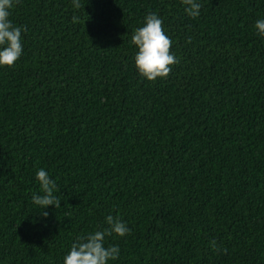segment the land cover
Here are the masks:
<instances>
[{
  "label": "trees",
  "instance_id": "trees-1",
  "mask_svg": "<svg viewBox=\"0 0 264 264\" xmlns=\"http://www.w3.org/2000/svg\"><path fill=\"white\" fill-rule=\"evenodd\" d=\"M79 2L10 10L27 31L0 67V264H64L109 215L131 229L106 237L109 264H264V0H198L195 19L182 0ZM149 13L179 60L155 82L131 43ZM40 169L59 209L32 202Z\"/></svg>",
  "mask_w": 264,
  "mask_h": 264
},
{
  "label": "clouds",
  "instance_id": "clouds-1",
  "mask_svg": "<svg viewBox=\"0 0 264 264\" xmlns=\"http://www.w3.org/2000/svg\"><path fill=\"white\" fill-rule=\"evenodd\" d=\"M21 0H0V67H14L23 55V36L27 31L26 26L14 25L10 19V10ZM186 6V14L195 19L201 14L202 5L198 0H182ZM76 9L81 7L79 0H73ZM79 18L73 16V23ZM163 19L155 13H149L145 17L144 26L138 27L132 33L131 43L138 49L135 55V66L139 74L149 82L157 79H166L172 72V68L179 64V60L171 51L173 42L165 33ZM257 34L264 37V19L255 23ZM40 183V194H33L32 202L42 210L55 205L61 206L60 198L55 194L60 190L56 182L50 178L46 170L40 169L36 173ZM47 217L48 212L42 211ZM106 229L97 230L93 233L82 235L71 246L70 252L64 257V264H109V261L119 257L118 245L105 246L106 237L115 234L123 238L131 234V229L119 217L109 215L106 217ZM210 245L214 252H227L226 248L218 246L213 240Z\"/></svg>",
  "mask_w": 264,
  "mask_h": 264
}]
</instances>
